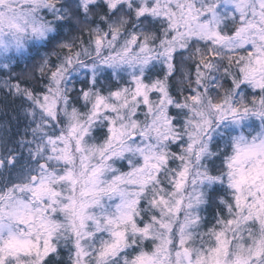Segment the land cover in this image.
Masks as SVG:
<instances>
[{
	"label": "snow or ice",
	"instance_id": "6c2138e0",
	"mask_svg": "<svg viewBox=\"0 0 264 264\" xmlns=\"http://www.w3.org/2000/svg\"><path fill=\"white\" fill-rule=\"evenodd\" d=\"M0 264H264V0H0Z\"/></svg>",
	"mask_w": 264,
	"mask_h": 264
}]
</instances>
